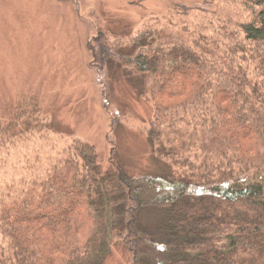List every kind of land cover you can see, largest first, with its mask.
<instances>
[{
    "label": "trees",
    "instance_id": "1",
    "mask_svg": "<svg viewBox=\"0 0 264 264\" xmlns=\"http://www.w3.org/2000/svg\"><path fill=\"white\" fill-rule=\"evenodd\" d=\"M196 1L172 3L130 46L90 43L105 95L124 79L151 106L161 175L128 176L116 147L104 171L74 140L0 194V264H103L117 241L132 264H264V0ZM39 109L25 98L0 117V150L39 129Z\"/></svg>",
    "mask_w": 264,
    "mask_h": 264
},
{
    "label": "rangeland",
    "instance_id": "2",
    "mask_svg": "<svg viewBox=\"0 0 264 264\" xmlns=\"http://www.w3.org/2000/svg\"><path fill=\"white\" fill-rule=\"evenodd\" d=\"M174 2L197 3L0 0V117L25 98L37 102L42 113V125L24 137L25 143L0 150V194L15 196L76 139L96 146L104 171L116 147L128 176L161 175L165 161L155 156L146 133L151 106L124 79L112 82L105 95L102 78L91 66L90 43L109 34L125 37L130 46L146 22L167 14ZM103 264H132V258L117 241Z\"/></svg>",
    "mask_w": 264,
    "mask_h": 264
}]
</instances>
